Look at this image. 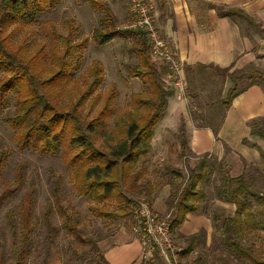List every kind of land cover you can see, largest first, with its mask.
I'll return each instance as SVG.
<instances>
[{
  "label": "rangeland",
  "instance_id": "374dc122",
  "mask_svg": "<svg viewBox=\"0 0 264 264\" xmlns=\"http://www.w3.org/2000/svg\"><path fill=\"white\" fill-rule=\"evenodd\" d=\"M2 1L0 0V4ZM38 1L23 8L20 19L3 32V36H10L8 52L10 56L13 54L27 61L35 54L39 56L41 53L42 58L39 62L33 60L35 64L38 62L36 66L38 70L44 69L42 76L38 79V82H41L49 78L57 69L47 63L49 51L57 47L60 55L65 48L67 36H70L72 44H81L86 40V47L78 46V49L76 48L73 52L75 64L78 56H83L80 67H73L72 80L68 83L62 98L58 88L53 92L56 93V99L52 101L59 109L70 110L78 101L81 90L96 77L94 70L91 71V64L96 60L100 61L103 66L101 68L103 80L92 97L82 103L80 117L84 128H87L86 125L92 120L96 126L100 123L99 128L105 124L104 130H97L92 137L93 143L100 150L108 153L112 146L119 143L121 129L129 120L128 112L134 115L137 112L132 95L148 90L144 81L129 77L130 66L137 64L135 54L130 51L133 44L130 39L117 37L103 46H96L92 39L94 32L104 27V22L107 20L103 12L95 10L88 0ZM107 2L116 22L114 29L127 28L133 16L130 0H107ZM240 21L244 31L264 38V32H256L244 20ZM19 47L23 50H18ZM254 69L264 72V63H254L244 68L232 67L229 73L240 74L242 71ZM2 75L3 73L0 74V78L3 77ZM221 75L214 68L199 70L195 78L196 84L192 86L194 88H191L193 97L187 92V98L180 101V104L185 103L189 110L185 116H181V126L186 125V121L192 120L196 126H209L213 130L216 128L225 110V107L220 104L222 96L220 88L228 80H224ZM230 83H232L231 80ZM17 91L18 89H14L9 93L6 100L7 107L0 114V158L3 159L0 194L5 190H12V193H6L7 196L0 206V264H13L12 249L16 236L11 226L13 221L9 220L7 212L17 211L21 202L30 193L35 200L33 219L36 222V229L32 235L34 241L32 251L25 264H44V262L46 264H95L91 246L81 245L65 229L62 217L55 208L56 201L53 195L55 193L59 198L62 197L61 203L68 207L69 212H74L78 228L82 233L97 239L102 251L114 242L115 236L120 232L131 233L138 240L132 232L133 214L132 220L128 215L126 217L99 216L95 209L97 205L89 197L78 193L71 180L72 171L65 163L64 148L56 154H40L39 151L31 148H19L14 130L8 123V119L15 115L14 103ZM39 91L44 93L42 89ZM109 95L114 113L101 116L100 113ZM146 98L149 97L146 96ZM165 117L157 127L165 121ZM96 118L100 121L96 122ZM175 121L177 119L172 118L168 121V125L163 123L158 128V132L155 130L149 154L142 157L138 163L142 170L141 181H143L139 184L146 181L151 183L152 190L149 196L145 193L139 195L127 193L135 201L145 198L155 212L170 220L174 218L175 212L172 203L175 204L177 201L174 194L180 193L190 169L196 168L204 156L196 154L188 147L185 152L187 158L183 155L179 137L181 126L175 128ZM60 126L59 124V128ZM185 134L188 140L187 129ZM246 139L264 149V139L252 135ZM249 148L251 154L246 156L229 146H225V156L222 154L219 156L213 151L209 153L207 157L210 161L209 174L207 180L201 185L203 197L199 201L200 211L189 213L185 221L173 231L176 244L182 248L187 246L188 239L193 234H198L200 240L206 238V242H201L194 252L183 257V264L195 259L203 250L209 253L208 264H212L217 256L228 258L231 264H250L231 255L223 239L225 220L233 216L236 210L235 204L226 200L225 190L227 189L223 178L237 176L250 169V167L245 168L241 156L248 164L253 163L262 169L259 151ZM250 173L261 177L257 179L256 186L264 192L263 171L254 172L251 168ZM17 178L21 179L20 183L19 181L15 183ZM16 184L21 185L15 187ZM99 207L103 210H116L114 202L108 205L99 204ZM48 209L49 215L46 216ZM20 230L21 224L17 225V234H20ZM243 243L247 245L254 243L264 257V230L246 236ZM141 260L144 264L147 263L143 258Z\"/></svg>",
  "mask_w": 264,
  "mask_h": 264
},
{
  "label": "trees",
  "instance_id": "16d2710c",
  "mask_svg": "<svg viewBox=\"0 0 264 264\" xmlns=\"http://www.w3.org/2000/svg\"><path fill=\"white\" fill-rule=\"evenodd\" d=\"M95 10L103 12L105 16V25L96 29L93 35V41L96 46H103L117 37L130 39L133 52L137 58V64L130 66L129 77L139 78L144 81L147 92L135 93L132 95L133 102L136 105L137 112L134 115L128 112L129 120L121 129L119 143L111 147L110 152L105 153L93 143L92 135L99 128L94 120L89 122L86 127L81 124L80 108L82 103L91 98L97 87L103 80L102 64L96 60L91 65V71L94 70L95 79L87 84V87L81 90V94L75 105L70 110L59 109L52 101L56 99V89H60V97L65 93L68 83L72 80L73 67H80L83 56L77 58L75 64L73 52L78 46L86 47V40L81 44H72L70 36L65 39V48L59 55L58 48L54 47L48 52L47 63L57 69L52 75L42 80L44 69H37V64L42 58L35 54L30 60H24L23 57H16L8 52V37L3 36V32L8 30L21 17V10L29 7L38 0H3L0 4V114L7 107V97L9 93L18 89L17 98L14 103L15 115L8 119L10 127L14 130L16 140L20 149L31 148L39 151L40 154H56L65 149V163L71 169V180L74 188L82 196L89 197L96 205L95 208L99 216L128 217L132 220V205L136 203L127 193L146 195L152 190L151 183L141 181V169L139 161L142 157L149 154L152 148V139L156 126L160 123L168 107L169 98L174 95V90L164 81V75L167 67L152 59L150 55V45L147 35L144 31L135 28H122L115 30L116 22L107 0H88ZM220 16L230 17L234 20H244L248 26L256 32H264L263 26L252 16L241 9L225 8L217 6ZM78 49V48H77ZM18 50H23L19 47ZM33 60H38L37 64ZM233 66L218 67L213 65L189 66L185 69L187 92L192 96V89L196 84L195 78L202 68H214L218 74L225 80L230 79L232 86L227 91L225 98L220 103L228 108L233 99L244 92L249 86L258 85L264 90V72L258 69L242 71L240 74L229 73ZM41 87V88H40ZM51 87L49 90H47ZM42 89L44 93L39 91ZM53 90V91H52ZM146 90V89H145ZM147 93V94H146ZM196 95V94H195ZM146 96L149 98L147 99ZM101 116H107L114 113L110 105L111 96L106 98ZM61 107V106H60ZM224 114L214 129L215 134L223 122ZM100 119L96 118V122ZM59 124L61 125L59 128ZM250 134L264 139V117L252 119L249 122ZM101 133V132H100ZM185 124L181 126L180 143L183 149V155H186L187 136ZM243 142L259 151L262 159V169L253 163L248 164L243 156L241 160L246 169L250 167L253 171H263L264 173V149L256 143L249 142L246 138ZM1 155V153H0ZM209 154H205L196 168L190 169L184 186L180 193L174 194L177 197L175 204L174 218L171 219V227L174 231L187 218L189 213L200 211L199 201L203 197L202 184L208 178L209 174ZM187 158V155L185 156ZM3 159L0 158V173ZM250 169L237 176H225L223 179L226 200L234 203L236 210L233 216L227 218L224 224V244L229 253L250 264H264V257L258 247L251 243H243L246 236L252 233L264 230V192L256 186L257 179L255 173H250ZM17 181H21V179ZM21 184H16L15 187ZM19 187V186H18ZM10 188V187H9ZM12 190H5L0 194V206L6 193H12ZM15 191V190H13ZM55 197V208L62 217V222L67 232L74 237L81 245H90L91 252L94 254L95 264H111L101 250L98 240L85 236L78 228L74 212L70 213L68 207L61 203L62 197L53 194ZM149 196V195H148ZM115 200V201H114ZM116 210H103L99 204L108 205L113 203ZM35 200L33 194H28L21 202L18 210H9L7 216L13 223L14 235L16 241L12 249L13 264H25L33 247L32 235L36 229L34 218ZM131 206V207H130ZM1 209V208H0ZM51 210V209H50ZM120 213V214H119ZM49 215V209L45 213ZM109 216V217H110ZM15 219V220H14ZM18 222V223H17ZM21 224L20 234H17V225ZM198 234H193L183 248L181 257H186L194 252L199 244L205 243L206 238L200 240ZM209 253L205 250L198 254L195 259L187 264H208L207 257ZM46 264V262H44ZM146 264H161L159 257ZM212 264H231L225 257L217 256Z\"/></svg>",
  "mask_w": 264,
  "mask_h": 264
},
{
  "label": "crops",
  "instance_id": "0c3cea01",
  "mask_svg": "<svg viewBox=\"0 0 264 264\" xmlns=\"http://www.w3.org/2000/svg\"><path fill=\"white\" fill-rule=\"evenodd\" d=\"M154 1L157 24L163 37L177 51L184 72L186 67L197 64L244 68L264 63V38L244 31L240 19L220 16L217 10V6L241 9L264 27V0ZM231 86L229 79L222 85L221 99L225 98ZM188 111L185 103L180 104L173 95L169 98L163 123L168 125V121L174 118L177 119L174 126L178 128L181 116ZM223 114L225 116L217 134L209 126H196L192 120L186 121L187 145L191 151L203 155L213 151L225 156V146H229L243 156L251 154L250 146L243 140L251 135L250 120L264 117V90L258 85L249 86L233 99ZM161 125L156 126V132ZM141 250L140 241L131 233L120 232L103 252L111 264H144Z\"/></svg>",
  "mask_w": 264,
  "mask_h": 264
},
{
  "label": "built area",
  "instance_id": "2783aa9c",
  "mask_svg": "<svg viewBox=\"0 0 264 264\" xmlns=\"http://www.w3.org/2000/svg\"><path fill=\"white\" fill-rule=\"evenodd\" d=\"M132 20L129 28L140 29L147 35L152 59L167 67L166 84L174 90L178 101L187 98L184 66L177 51L163 37L157 24L154 0H130ZM132 232L142 245L141 258L153 261L159 257L161 264H183L181 252L173 236L171 220L155 212L148 200L142 198L132 205Z\"/></svg>",
  "mask_w": 264,
  "mask_h": 264
}]
</instances>
